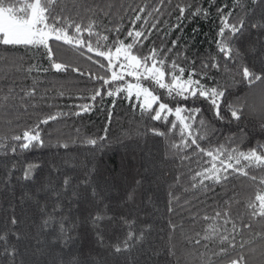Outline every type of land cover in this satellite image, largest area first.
I'll return each instance as SVG.
<instances>
[{
    "label": "trees",
    "instance_id": "trees-1",
    "mask_svg": "<svg viewBox=\"0 0 264 264\" xmlns=\"http://www.w3.org/2000/svg\"><path fill=\"white\" fill-rule=\"evenodd\" d=\"M11 2L21 6L16 0ZM236 2L217 0V6L227 4L232 8ZM175 4L176 0H172L171 5L162 7L161 29L177 23ZM55 7L57 12L63 7L69 14L79 11L73 18L85 25L95 20L96 31L108 35L111 41L115 32L108 30L119 25L120 39H125L140 8H146L140 14L147 16L152 7L161 5L158 0H63ZM211 11L209 19L201 16L184 20L167 41V47H171V41L179 37L175 51H183L188 60H194L197 70L209 57L224 67L214 43L219 26L215 7ZM240 19L249 27L235 42L241 53L239 64L260 72L264 68V27L253 29L250 25H264V0H238L231 22ZM142 23L143 20L138 21L136 27ZM83 35L87 38V33ZM153 39L145 42L139 54L147 55ZM92 42L95 45V38ZM50 46L56 62L70 65L68 71L51 69L43 48L0 44V137H10L39 124L45 141L43 147L17 149L15 154L0 150V235H7L6 241H0V264H73L74 260L79 264H231L240 256L246 264H264V219L254 216L249 208L250 203L258 205L257 195H264V170H249V177H237L226 186L217 185L207 192L193 189L192 177L202 170L201 166L195 161L182 163L180 155L174 154L176 150L170 144L178 143V136L153 134L152 129L168 133L170 125L142 114L134 96L127 99L124 93L105 95L102 102L99 98L94 102L91 111L75 115L79 109L72 106L90 103L87 98L100 88L102 81L72 69L109 78L111 71L94 62L107 65L108 61L95 52L88 53L86 48L81 55L62 42L50 41ZM89 56L93 59L89 60ZM33 65L40 70L28 72ZM227 67L228 75L209 71L211 79L206 82L228 85L227 102L243 106L241 119L231 124L216 122L207 104L196 106L202 107L204 118L220 129L221 143L225 136L243 132L245 140L240 147L247 150L257 141L264 143V83L250 86L232 64ZM133 80L134 77H125L126 82ZM32 90L35 95H26ZM58 113L68 115L40 123ZM85 139H96L98 143L87 145L83 143ZM30 164L39 167L31 180L21 179ZM253 176L255 180L251 179ZM65 179L70 181L67 191ZM55 192H61L59 199ZM56 205L59 209L54 212ZM169 206L174 211L169 212ZM225 210L230 223L225 225L223 217L213 221L217 212ZM97 214L105 216L99 224L103 243L97 240V228L91 220ZM49 215L54 219L44 225ZM13 216L15 225L10 222ZM126 222L133 227L129 228ZM61 223L72 238L69 242L60 233ZM213 223L218 226L219 235L203 239ZM171 225L176 226L175 230ZM141 229L145 230L143 241L130 250L114 252L112 246L129 231L138 235ZM220 235H228L229 241L221 242ZM195 240H200V244L196 245ZM5 247L16 249L14 258L5 255ZM168 248L174 249L173 256L167 254ZM221 249L226 250V255L219 254Z\"/></svg>",
    "mask_w": 264,
    "mask_h": 264
},
{
    "label": "snow or ice",
    "instance_id": "snow-or-ice-1",
    "mask_svg": "<svg viewBox=\"0 0 264 264\" xmlns=\"http://www.w3.org/2000/svg\"><path fill=\"white\" fill-rule=\"evenodd\" d=\"M62 2L63 0H16V3L21 5L17 7L11 0H0V44L5 46L22 45L25 48L37 50L43 48L50 62V68L56 72H66L70 65L55 61L50 41L62 42L81 55L84 54L81 50L86 48L88 53L95 52L98 57H104L108 61L107 65L99 60L94 62L100 64L101 68L111 71L109 78L82 73L78 68L72 69L81 75L88 76L89 79L102 81L100 88L95 89L93 94L87 98L91 101L90 103L72 106L79 109L74 113L75 115L91 111L94 102L98 98L102 102L105 95L112 97L124 93L127 99L134 96L142 114L146 113L148 118L153 121H163L170 125L168 133L152 129L153 134L161 137L169 134L178 136L179 142L170 144V148L176 150L174 154L180 155L182 163L195 161L201 166L202 170L197 171L192 177L193 189H202L207 192L217 185L226 186L237 177H249V170H264V143L257 141L253 147L242 150L240 145L245 140L243 132L239 135L225 136L221 143L219 140L220 129L214 127L212 122L204 118L202 107L196 106L197 104H207V110L212 113L216 122L231 124L233 121L238 122L242 117L243 106H238L235 102H227L228 85L226 83L221 84L216 81L209 85L206 82L211 79L208 75L211 70L223 71L225 75H228L227 65L232 64L242 81L248 85L251 86L257 82L264 83V68L260 72H255L248 66L239 64L241 53L235 47V42L249 25L243 19L238 20L237 23L231 22L234 19L238 0L232 8H229L227 4L217 6V0H176L173 11L178 13L177 23L168 25L166 29L159 27L160 17L163 15L162 7L171 5L172 0H158L161 7H152L150 11H147V16L140 14L144 13L146 8H140L139 13L131 20L132 27L128 29L125 39H120L122 29L119 25L114 30H108L115 32V39L111 41H109L108 35L96 31L95 20H90L86 25L76 22L73 17L78 16L79 11L69 14V10L63 7L57 12L55 6ZM213 7H215V15L219 21L214 43L217 52L224 60V67L222 68L220 62L214 57H209L206 62H201L200 69L197 70L194 60H188L183 51H175L179 37L171 41V47H167V41L171 33L181 27L184 20L201 16L209 19ZM142 20L143 23L137 28V22ZM250 27L257 29L264 25L254 23ZM84 33H87V38L84 37ZM153 37L155 39H153L147 55L139 54L145 42ZM93 38H95V45L92 42ZM186 47L185 45V50ZM102 48L107 50H101ZM121 58L123 62L119 64V68L124 71H112L115 66L113 60H121ZM88 59L92 60L93 58L89 56ZM261 63L264 64V60ZM182 65H191V67ZM33 69L40 70L33 65L27 71L31 72ZM43 71H48V69H43ZM125 75L134 77L135 83L126 82ZM146 84L150 86H146ZM26 95L33 96L35 91H29ZM60 95L63 96L64 93L61 92ZM225 113L228 115L226 116ZM65 115L68 113L50 115L40 123L47 124L49 121L56 120L58 116ZM109 116L111 117V112H109ZM261 131L264 132V125L261 126ZM100 139L102 140L103 137ZM83 143L96 146L98 141L85 139ZM202 143H206L207 147H202ZM44 144L39 124L26 128L19 134L0 137V150H10L13 154L17 149L25 151L43 147ZM63 147L67 148L68 144H64ZM205 164L210 166L204 167ZM38 167L39 165L34 164L25 167L21 179L31 180ZM251 179L255 180V177L253 176ZM69 183L68 179L64 180V191H67ZM93 194H96L95 190ZM73 195L75 196L76 193L73 192ZM55 196L56 199H59L61 192H55ZM256 201H258V205L250 203L249 208L252 209L254 216L264 219V195H257ZM171 203L170 200L169 205ZM58 209L59 205H56L54 212ZM168 211L172 212L174 209L169 206ZM228 216L229 213L225 210L217 212L212 219L215 221L217 218L223 217V223L227 225L231 222L227 218ZM53 219L54 216L49 215L44 220V225H48ZM104 219L105 216L100 214L91 217L93 226L97 228V240L100 243L104 242V237L99 229V224ZM10 222L13 225L17 223L15 216L11 218ZM126 223L129 228L133 227V224ZM175 227V225H171L172 230H175ZM246 227L250 226L246 225ZM233 231H235L234 224ZM208 232L209 234L203 239L209 240L219 235V228L213 223L209 226ZM60 233L66 242L71 241L72 238L67 235L62 223ZM219 238L221 242L229 241L228 235H220ZM144 239V229L139 230L138 235L129 231L122 241L112 247L115 253H121L130 250ZM6 240V234L0 235V241ZM194 243L199 245L200 240H195ZM4 253L14 258L16 249L5 247ZM153 254L156 255V253ZM167 254L173 256L174 249L168 248ZM219 254L226 255V250L221 249ZM73 264H79V262L74 260ZM231 264H246V262L244 257L240 256L233 259Z\"/></svg>",
    "mask_w": 264,
    "mask_h": 264
},
{
    "label": "rangeland",
    "instance_id": "rangeland-1",
    "mask_svg": "<svg viewBox=\"0 0 264 264\" xmlns=\"http://www.w3.org/2000/svg\"><path fill=\"white\" fill-rule=\"evenodd\" d=\"M113 52H114V50H113ZM121 62H123L122 61V58H121V60H113V64L115 65L114 66V68L112 69V71H117V72H122V71H124L123 69H120L119 68V64L121 63ZM127 75H125V77H126ZM130 83H135V80H133V81H129Z\"/></svg>",
    "mask_w": 264,
    "mask_h": 264
}]
</instances>
